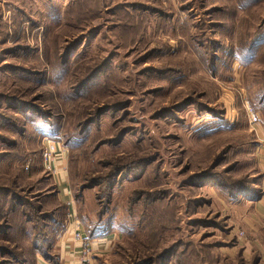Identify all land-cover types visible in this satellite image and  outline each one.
Segmentation results:
<instances>
[{"label":"rangeland","instance_id":"obj_1","mask_svg":"<svg viewBox=\"0 0 264 264\" xmlns=\"http://www.w3.org/2000/svg\"><path fill=\"white\" fill-rule=\"evenodd\" d=\"M262 130L264 0H0V264L69 221L88 264H262L228 248Z\"/></svg>","mask_w":264,"mask_h":264},{"label":"crops","instance_id":"obj_2","mask_svg":"<svg viewBox=\"0 0 264 264\" xmlns=\"http://www.w3.org/2000/svg\"><path fill=\"white\" fill-rule=\"evenodd\" d=\"M259 142L255 148L259 161V168L264 175V131H260ZM62 172V171H61ZM258 185V186H257ZM68 180L65 178V187ZM59 198L62 202L69 204V211L72 210L68 198V191H63ZM232 203L240 204L241 213L233 212L231 221L233 231H236L237 241L229 244L230 257L234 258L237 251H241L245 261L250 260L251 255L258 253L259 261L264 264V181H259L254 189L248 194H240ZM74 211V210H73ZM72 211V212H73ZM241 229L243 235L237 234ZM80 227L75 222L67 224L66 230L58 243V251L49 248L50 256L44 254L45 258L36 255L31 264H83L82 251H85L83 240L80 238ZM108 236L99 240L100 247L107 249ZM234 254V255H233ZM28 261V260H27Z\"/></svg>","mask_w":264,"mask_h":264},{"label":"built area","instance_id":"obj_3","mask_svg":"<svg viewBox=\"0 0 264 264\" xmlns=\"http://www.w3.org/2000/svg\"><path fill=\"white\" fill-rule=\"evenodd\" d=\"M255 123H258V118L255 117L254 119ZM44 152H43V157L44 160L47 161L48 163H52L54 161V158L57 156L58 153L63 152L64 147L61 143L54 141L52 139H48L47 141L44 142ZM83 264H88L87 262L89 261L88 258H84Z\"/></svg>","mask_w":264,"mask_h":264},{"label":"trees","instance_id":"obj_4","mask_svg":"<svg viewBox=\"0 0 264 264\" xmlns=\"http://www.w3.org/2000/svg\"><path fill=\"white\" fill-rule=\"evenodd\" d=\"M92 186H93V184H92V185H89L88 187H92ZM250 191H251V190H250ZM250 191L247 192V193H246V191H243L242 193H243V194H248V193H250ZM46 249H47V248H46ZM45 254H46V253H45ZM258 259H259V257L257 258V261H258Z\"/></svg>","mask_w":264,"mask_h":264}]
</instances>
